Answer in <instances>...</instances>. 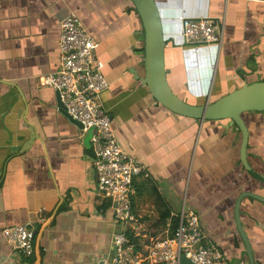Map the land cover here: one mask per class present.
I'll return each instance as SVG.
<instances>
[{"label": "crops", "instance_id": "0c3cea01", "mask_svg": "<svg viewBox=\"0 0 264 264\" xmlns=\"http://www.w3.org/2000/svg\"><path fill=\"white\" fill-rule=\"evenodd\" d=\"M155 3L166 81L178 99L201 106L264 81V0ZM69 13L97 41L107 81L102 106L119 145L143 167L130 195L132 241L143 248L165 238L178 215L193 211L226 264H250L238 223L253 260L264 264V179L255 176L264 177V111L241 113L243 147L229 118L164 106L146 83L143 29L130 0H0V264H103L112 252L117 226L111 201L96 192L92 131L71 121L57 91L39 82L59 66L60 21ZM183 17L217 19L218 44L183 38ZM19 224L35 233L28 257L2 236Z\"/></svg>", "mask_w": 264, "mask_h": 264}, {"label": "built area", "instance_id": "2783aa9c", "mask_svg": "<svg viewBox=\"0 0 264 264\" xmlns=\"http://www.w3.org/2000/svg\"><path fill=\"white\" fill-rule=\"evenodd\" d=\"M181 36L198 43L218 44L219 21L213 17H183ZM58 47V68L41 75L39 82L59 93L64 111L81 124L83 131H92L91 163L96 192L111 201L117 226L111 236V255L103 264H179L181 255L191 264H226L223 252L206 237L193 211L178 215L173 233L165 238L150 239L143 248L132 241L128 229H132L136 219L130 195L133 180L143 167L119 145L111 117L102 106L101 93L107 81L95 58L97 41L88 34L79 17L69 13L60 21ZM2 236L21 256L32 255L35 233L30 225L5 227Z\"/></svg>", "mask_w": 264, "mask_h": 264}, {"label": "water", "instance_id": "95a60500", "mask_svg": "<svg viewBox=\"0 0 264 264\" xmlns=\"http://www.w3.org/2000/svg\"><path fill=\"white\" fill-rule=\"evenodd\" d=\"M140 18L143 29L144 65L147 85L153 90L155 97L167 108L199 119H222L229 118L230 124L237 125L243 134V147L247 137L246 127L241 119V113L250 110L264 111V81H256L224 95L213 103L201 106H192L178 99L170 90L165 76L164 48L162 24L159 10L155 0H130ZM57 99L62 112L74 123L81 124L71 119L64 111L63 105L57 92ZM244 158V152L242 151ZM247 169L249 167L245 165ZM249 172L254 173L249 169ZM256 178L264 179L263 176ZM236 216L238 210L235 211ZM238 223V219H237ZM238 229L246 245V252L250 264H258L253 260L249 241L238 223ZM179 264H191L190 260L183 255L179 258Z\"/></svg>", "mask_w": 264, "mask_h": 264}, {"label": "trees", "instance_id": "16d2710c", "mask_svg": "<svg viewBox=\"0 0 264 264\" xmlns=\"http://www.w3.org/2000/svg\"><path fill=\"white\" fill-rule=\"evenodd\" d=\"M175 226H176V223H175Z\"/></svg>", "mask_w": 264, "mask_h": 264}]
</instances>
